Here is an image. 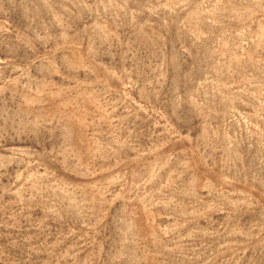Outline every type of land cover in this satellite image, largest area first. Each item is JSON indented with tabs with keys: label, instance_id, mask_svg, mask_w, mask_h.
Returning <instances> with one entry per match:
<instances>
[{
	"label": "rangeland",
	"instance_id": "374dc122",
	"mask_svg": "<svg viewBox=\"0 0 264 264\" xmlns=\"http://www.w3.org/2000/svg\"><path fill=\"white\" fill-rule=\"evenodd\" d=\"M0 264H264V0H0Z\"/></svg>",
	"mask_w": 264,
	"mask_h": 264
}]
</instances>
